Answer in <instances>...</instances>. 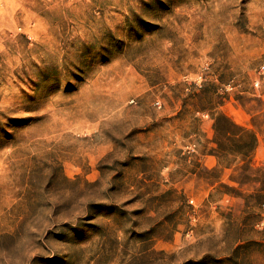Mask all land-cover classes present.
Instances as JSON below:
<instances>
[{"label": "rangeland", "instance_id": "1", "mask_svg": "<svg viewBox=\"0 0 264 264\" xmlns=\"http://www.w3.org/2000/svg\"><path fill=\"white\" fill-rule=\"evenodd\" d=\"M0 264H264V0H0Z\"/></svg>", "mask_w": 264, "mask_h": 264}, {"label": "trees", "instance_id": "2", "mask_svg": "<svg viewBox=\"0 0 264 264\" xmlns=\"http://www.w3.org/2000/svg\"><path fill=\"white\" fill-rule=\"evenodd\" d=\"M220 117H221L222 119H224L225 121H227L228 125L235 127L234 124L230 123V122L227 120V118L225 117V115L221 114ZM215 125H216V124H215ZM215 125H214V126H215ZM214 128H215V127H214ZM218 130H219V129H218ZM225 131H226V130H222V131H218V132L224 134ZM252 139H253V138H252ZM255 142H256V141H255V139H254V142H252V143H253L252 150H253L254 147H255Z\"/></svg>", "mask_w": 264, "mask_h": 264}]
</instances>
